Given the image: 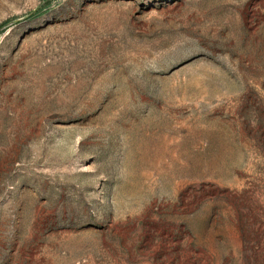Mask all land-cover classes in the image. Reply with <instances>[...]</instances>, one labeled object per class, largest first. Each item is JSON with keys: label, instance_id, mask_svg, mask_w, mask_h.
I'll list each match as a JSON object with an SVG mask.
<instances>
[{"label": "rangeland", "instance_id": "374dc122", "mask_svg": "<svg viewBox=\"0 0 264 264\" xmlns=\"http://www.w3.org/2000/svg\"><path fill=\"white\" fill-rule=\"evenodd\" d=\"M0 264H264V0H0Z\"/></svg>", "mask_w": 264, "mask_h": 264}, {"label": "trees", "instance_id": "16d2710c", "mask_svg": "<svg viewBox=\"0 0 264 264\" xmlns=\"http://www.w3.org/2000/svg\"><path fill=\"white\" fill-rule=\"evenodd\" d=\"M41 12H42V11H41V10H39V11H37V12H36V13H34V14H35V15H36V14H40Z\"/></svg>", "mask_w": 264, "mask_h": 264}]
</instances>
